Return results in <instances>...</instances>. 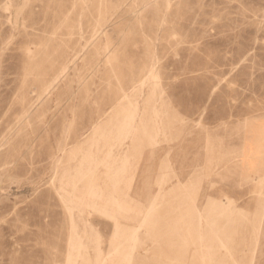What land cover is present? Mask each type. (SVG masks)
<instances>
[{
  "label": "rangeland",
  "instance_id": "374dc122",
  "mask_svg": "<svg viewBox=\"0 0 264 264\" xmlns=\"http://www.w3.org/2000/svg\"><path fill=\"white\" fill-rule=\"evenodd\" d=\"M263 148L264 0H0V264H264Z\"/></svg>",
  "mask_w": 264,
  "mask_h": 264
},
{
  "label": "bare ground",
  "instance_id": "6f19581e",
  "mask_svg": "<svg viewBox=\"0 0 264 264\" xmlns=\"http://www.w3.org/2000/svg\"><path fill=\"white\" fill-rule=\"evenodd\" d=\"M75 57V56H74ZM66 69V68H65ZM55 80V79H54ZM52 85V84H51ZM45 92H46V90H45ZM38 106H39V104H38ZM135 108V107H134ZM30 109V108H29ZM32 109V108H31ZM34 109V108H33ZM36 109V108H35ZM49 111V110H48ZM57 112V111H56ZM55 112V113H56ZM134 112V111H133ZM138 112H139V110H138ZM138 116V115H137ZM129 117V116H128ZM129 121L131 120V119H128ZM135 123H137V122H135ZM127 124V123H126ZM125 124V125H126ZM131 125V124H130ZM130 128V127H129ZM123 129H124V127H123ZM128 131V130H127ZM83 134H84V132H83ZM126 134V133H125ZM84 136V135H83ZM123 136V135H122ZM126 136V135H125ZM105 137H106V135H105ZM114 138H115V136H114ZM116 138H117V136H116ZM261 138V137H260ZM123 139V138H122ZM69 143V142H68ZM105 144V143H104ZM108 144V143H107ZM261 144V143H260ZM259 144V145H260ZM263 146V145H262ZM264 149V148H263ZM107 150V149H106ZM257 150V149H256ZM264 151V150H263ZM260 154H261V152H259ZM97 154V153H96ZM9 156V155H8ZM83 156V155H82ZM86 156H87V154H86ZM85 156V157H86ZM81 158V157H80ZM8 158H5L4 160H3V162L2 163H0V165L2 164V166L4 167V168H2L1 170L3 171V172H5V176H9V178H10V176H14V175H11V172H12V168H13V166H11L13 163L11 162V161H9V160H7ZM70 159V158H69ZM67 160V159H66ZM88 160V159H87ZM86 160V161H87ZM103 160V159H102ZM57 162V161H56ZM65 162V161H64ZM76 164L75 165H77V162H75ZM93 163V162H92ZM247 163V162H246ZM65 164V163H64ZM62 165V164H61ZM95 165V164H94ZM102 165V164H101ZM1 166V167H2ZM63 166V165H62ZM80 166V165H79ZM93 167H95V166H93ZM237 167V166H236ZM54 168V167H53ZM59 168H61V167H59ZM64 168V167H63ZM67 168V167H66ZM76 168H78V167H76ZM92 168V167H91ZM4 169V170H3ZM58 169V168H57ZM72 169V168H71ZM74 169V168H73ZM79 169V168H78ZM86 169V168H85ZM59 170V169H58ZM68 170V169H67ZM60 171V170H59ZM76 171V170H75ZM171 171V170H170ZM71 172V171H70ZM74 172V171H73ZM63 173V172H62ZM78 173H79V171H78ZM89 173V172H88ZM65 174H66V172H65ZM80 174V173H79ZM4 176V177H5ZM67 176V175H66ZM73 176V175H72ZM76 176H77V174H76ZM81 176V175H80ZM70 177V176H69ZM59 178V177H58ZM72 178V177H71ZM11 179H12V177H11ZM17 179V178H16ZM15 179V180H16ZM74 179V178H73ZM70 180V179H69ZM14 181V180H13ZM55 181V180H54ZM57 181V180H56ZM68 181V180H67ZM58 182H59V180H58ZM60 183V182H59ZM165 183V182H164ZM58 185V184H57ZM70 185H72L71 183H70ZM181 185V184H180ZM63 186V185H62ZM80 186V185H79ZM94 186V185H93ZM95 186H98L97 184L95 185ZM100 186V185H99ZM159 186H161L160 184H159ZM66 187V186H65ZM70 188H72L73 187V185H72V187L71 186H69ZM102 187V186H101ZM62 188V187H61ZM69 188V189H70ZM74 188V187H73ZM82 188V187H81ZM92 188V187H91ZM59 189V188H58ZM78 189V188H77ZM93 189H94V187H93ZM71 191V190H70ZM78 191V190H77ZM98 191V190H97ZM100 191H101V189H100ZM74 194V193H73ZM97 194V193H96ZM104 194V193H103ZM88 195V194H87ZM68 196H69V194H68ZM154 197V196H153ZM87 200V199H86ZM85 200H83V202H84ZM85 204H90L89 202H87V203H85ZM127 209V208H126ZM73 227V226H72ZM91 230V229H90ZM74 232V231H73ZM89 234V233H88ZM83 236V235H82ZM97 238V237H96ZM72 239V238H71ZM80 240V239H79ZM96 240V239H95ZM94 240V241H95ZM97 240H98V238H97ZM96 240V241H97ZM72 241V240H71ZM70 241V242H71ZM73 242V241H72ZM80 244V243H79ZM94 244V243H93ZM71 246V245H70ZM78 246V245H77ZM80 249H81V247H80ZM83 249V248H82ZM72 250V249H71ZM95 253H96V261H95V264H107L106 262V260H104V258H103V255H102V253H101V248H100V245H99V243L98 242H95V245L93 246V249H92ZM225 250V249H224ZM90 251V250H89ZM76 254V253H75ZM74 256V255H73ZM115 258V257H114ZM114 258H113V260H114ZM80 259V258H79ZM73 263H75V262H73ZM112 264V263H111Z\"/></svg>",
  "mask_w": 264,
  "mask_h": 264
}]
</instances>
